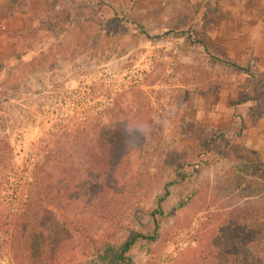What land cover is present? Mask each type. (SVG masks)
<instances>
[{
    "label": "rangeland",
    "instance_id": "rangeland-1",
    "mask_svg": "<svg viewBox=\"0 0 264 264\" xmlns=\"http://www.w3.org/2000/svg\"><path fill=\"white\" fill-rule=\"evenodd\" d=\"M261 192L264 0H0V264L190 260Z\"/></svg>",
    "mask_w": 264,
    "mask_h": 264
},
{
    "label": "trees",
    "instance_id": "trees-1",
    "mask_svg": "<svg viewBox=\"0 0 264 264\" xmlns=\"http://www.w3.org/2000/svg\"><path fill=\"white\" fill-rule=\"evenodd\" d=\"M120 135L128 138L129 127L124 128ZM99 148L100 153L95 151L93 153L95 155L99 153L98 162L93 167L104 172L107 170L105 166L109 165L105 157L107 145L104 141H100ZM128 153L129 144L126 145L122 155ZM35 182L33 176L25 182L24 188H32ZM105 186H108V183L104 179L94 185L99 191ZM168 195L169 189L165 185L161 200H164ZM179 206H184V203H180ZM158 212L162 213L161 210ZM157 224L158 222L155 223V225ZM219 226L220 229L215 233L218 235L217 237H198L195 248L185 250L187 253H192L190 260L176 258L174 264H264V192L256 195L255 200L246 201L243 205L235 208ZM137 237L150 240L156 238L154 235L151 237L133 236L130 241L122 245L120 251L114 255V259L118 261L126 259L124 254ZM127 260L130 261V259Z\"/></svg>",
    "mask_w": 264,
    "mask_h": 264
}]
</instances>
